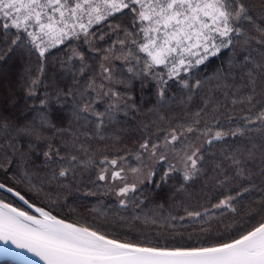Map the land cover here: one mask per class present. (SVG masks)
Segmentation results:
<instances>
[{
    "label": "snow or ice",
    "instance_id": "obj_1",
    "mask_svg": "<svg viewBox=\"0 0 264 264\" xmlns=\"http://www.w3.org/2000/svg\"><path fill=\"white\" fill-rule=\"evenodd\" d=\"M0 257L264 264V0H0Z\"/></svg>",
    "mask_w": 264,
    "mask_h": 264
},
{
    "label": "water",
    "instance_id": "obj_2",
    "mask_svg": "<svg viewBox=\"0 0 264 264\" xmlns=\"http://www.w3.org/2000/svg\"><path fill=\"white\" fill-rule=\"evenodd\" d=\"M0 260L2 261H6V262H9V263H12V264H17V261L13 258H10V257H0Z\"/></svg>",
    "mask_w": 264,
    "mask_h": 264
},
{
    "label": "trees",
    "instance_id": "obj_3",
    "mask_svg": "<svg viewBox=\"0 0 264 264\" xmlns=\"http://www.w3.org/2000/svg\"><path fill=\"white\" fill-rule=\"evenodd\" d=\"M0 264H12V263L0 260Z\"/></svg>",
    "mask_w": 264,
    "mask_h": 264
}]
</instances>
